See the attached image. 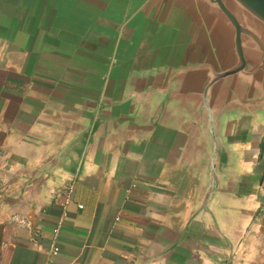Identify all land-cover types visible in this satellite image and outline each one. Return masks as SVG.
I'll return each mask as SVG.
<instances>
[{
    "label": "crops",
    "instance_id": "crops-1",
    "mask_svg": "<svg viewBox=\"0 0 264 264\" xmlns=\"http://www.w3.org/2000/svg\"><path fill=\"white\" fill-rule=\"evenodd\" d=\"M120 58L73 1L0 0V264H264V123L232 130L216 222L190 220L172 135L97 110Z\"/></svg>",
    "mask_w": 264,
    "mask_h": 264
},
{
    "label": "water",
    "instance_id": "water-1",
    "mask_svg": "<svg viewBox=\"0 0 264 264\" xmlns=\"http://www.w3.org/2000/svg\"><path fill=\"white\" fill-rule=\"evenodd\" d=\"M104 29L120 66L97 110L117 133L172 135L208 216L233 167L232 130L264 123V0H66Z\"/></svg>",
    "mask_w": 264,
    "mask_h": 264
},
{
    "label": "built area",
    "instance_id": "built-area-1",
    "mask_svg": "<svg viewBox=\"0 0 264 264\" xmlns=\"http://www.w3.org/2000/svg\"><path fill=\"white\" fill-rule=\"evenodd\" d=\"M20 221L23 222V223H25V226L27 225L26 226L27 229L30 230V226H31V222L30 221L24 220V218H20ZM57 251H58V247L55 244H53L52 247H51V249H50V252H52L53 254H55V253H57Z\"/></svg>",
    "mask_w": 264,
    "mask_h": 264
}]
</instances>
